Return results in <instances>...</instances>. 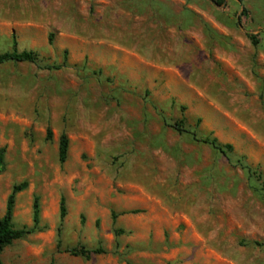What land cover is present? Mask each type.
Segmentation results:
<instances>
[{
	"label": "rangeland",
	"instance_id": "374dc122",
	"mask_svg": "<svg viewBox=\"0 0 264 264\" xmlns=\"http://www.w3.org/2000/svg\"><path fill=\"white\" fill-rule=\"evenodd\" d=\"M13 37L39 66H0V217L27 182L41 223L3 264H264V0H0Z\"/></svg>",
	"mask_w": 264,
	"mask_h": 264
},
{
	"label": "trees",
	"instance_id": "16d2710c",
	"mask_svg": "<svg viewBox=\"0 0 264 264\" xmlns=\"http://www.w3.org/2000/svg\"><path fill=\"white\" fill-rule=\"evenodd\" d=\"M217 5H222L223 0H212ZM243 1V0H240ZM244 13L246 11L244 10ZM252 42L254 45L258 44L257 39L254 36H250ZM53 35H50L49 42L52 43ZM18 43L15 37H13V50L11 52H6L4 54H0V66L5 65L7 63H31L34 65L39 66V55L38 53L34 51H18ZM67 51H65V62L62 65H53V66H47L45 69L47 70H59L66 66V60H67ZM172 128L178 132L179 134H191L190 131H187L183 127V122L180 121L179 123H175ZM194 138L196 137V134L192 133ZM48 140L52 138V133L49 130L48 131ZM199 142H202L204 144L209 145L211 148H213L215 151L221 152L223 154H226L227 152L233 151L232 145H223L219 143V141L216 138L207 137L204 139L199 140ZM4 152V151H3ZM3 152L0 153V165L4 161ZM69 156V139L66 134H63L60 138L59 142V162L61 164H65L68 160ZM243 169H245L249 176H254L257 173L253 172V169L248 165H241ZM260 178V175H259ZM28 183L22 182L21 184L15 185L12 189L11 194L8 196L7 199V206H6V212L4 216L0 217V264H3L1 260V254L2 252L9 246L13 245L14 242L25 239L27 236L34 234L36 231L39 230V226L41 223V208L39 199L36 198L33 204V228H23V229H16L13 223L14 219V210L16 205V198L17 195L22 193L23 191L27 190ZM64 199L61 202V211L60 216L63 220L66 217V208L64 205ZM137 213V212H136ZM117 215L113 214V220L116 222ZM123 230H116L115 234L121 235L123 234ZM67 253H70L73 256H82L85 258H90L91 255H98L104 253L102 249H96V250H88L85 247L81 248H75V249H68L66 250Z\"/></svg>",
	"mask_w": 264,
	"mask_h": 264
}]
</instances>
